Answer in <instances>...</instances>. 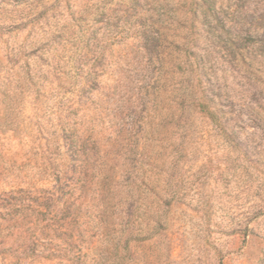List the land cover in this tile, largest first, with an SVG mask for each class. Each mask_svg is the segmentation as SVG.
Segmentation results:
<instances>
[{"label":"rangeland","instance_id":"1","mask_svg":"<svg viewBox=\"0 0 264 264\" xmlns=\"http://www.w3.org/2000/svg\"><path fill=\"white\" fill-rule=\"evenodd\" d=\"M61 120L103 188L54 193ZM55 223L88 264H264V0H0V264H70Z\"/></svg>","mask_w":264,"mask_h":264},{"label":"trees","instance_id":"2","mask_svg":"<svg viewBox=\"0 0 264 264\" xmlns=\"http://www.w3.org/2000/svg\"><path fill=\"white\" fill-rule=\"evenodd\" d=\"M66 119V118H65ZM37 134L39 141L45 146L53 157V161L47 163L48 177L51 182L55 184L53 191L55 194H62L65 189L74 191L77 183L84 187L86 190H97L96 187L103 188L105 184V177L97 168L92 170L90 163L94 165V157L97 150V139L93 137V131L85 127V124L70 123L68 120H61L54 124H50L48 128H42L40 124L37 126ZM91 143V144H89ZM79 165V177L75 183L68 182L65 179V171L67 166ZM87 167V168H86ZM77 209L71 205V215L75 218ZM61 211H57L59 213ZM37 241L40 239H49L50 247L45 249L41 254L46 259H61L69 262L70 264H88L84 256L73 244H66L63 238L66 237V229L58 224H40L31 225L28 228ZM65 244H61V242ZM12 246L7 248H0V256L10 253Z\"/></svg>","mask_w":264,"mask_h":264}]
</instances>
